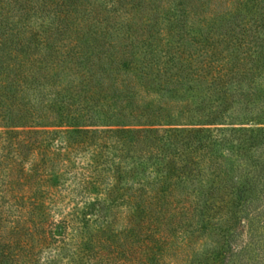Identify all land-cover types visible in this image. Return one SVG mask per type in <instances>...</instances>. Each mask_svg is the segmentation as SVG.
<instances>
[{"label":"trees","instance_id":"obj_1","mask_svg":"<svg viewBox=\"0 0 264 264\" xmlns=\"http://www.w3.org/2000/svg\"><path fill=\"white\" fill-rule=\"evenodd\" d=\"M224 1L222 10L217 0H0V77L9 82L0 99V264L62 256L67 264H225L220 250L191 255L206 225H193L201 206L177 190L219 141L186 122L214 124L242 102L233 98L241 86L234 52L224 56L220 42L264 49V0ZM237 14L233 24L227 17ZM263 49H255L262 63ZM226 131L217 129L218 145ZM229 131L264 142V128ZM84 152L94 163L74 173L80 201L57 219L66 161ZM242 188L238 204L255 192Z\"/></svg>","mask_w":264,"mask_h":264},{"label":"rangeland","instance_id":"obj_2","mask_svg":"<svg viewBox=\"0 0 264 264\" xmlns=\"http://www.w3.org/2000/svg\"><path fill=\"white\" fill-rule=\"evenodd\" d=\"M217 1L221 3V9L224 10L227 3L224 0ZM227 18L234 21L233 24L240 21L238 14L234 18L231 16ZM8 19L13 23L14 18ZM11 22L7 27L13 26ZM2 27L3 25H0V28ZM233 28L234 30L229 29L232 35L239 31V27L233 25ZM0 37L2 39L4 35L1 36L0 34ZM251 39L252 37H250ZM215 40H217L216 35ZM253 43L252 41L238 51L236 50L237 46L231 42L230 38L229 40L222 39L219 44L220 49L224 50V56L228 52H234V57L231 56V58L239 67L241 86L235 89L233 98L235 100L240 99L242 102L252 98L253 102L248 103V105L242 102L234 104L226 116L220 115L219 121L214 124L212 122L205 124L186 122L188 124L184 125L189 128L204 127L210 129V132H206L203 138L210 141L207 135L213 139L219 136L218 143L223 141L220 140L223 136L221 133H216L217 129H228L223 134L229 141L223 145L217 143L213 146V159L205 158L198 169L186 176L185 180L177 186V190L182 187L189 190L192 201L198 202L201 206L196 211L193 225L197 227L202 223L206 225V229L196 231L192 246L195 252L192 253L191 249V255L194 257H212V255H217L214 253V249L220 250V252H224L225 264H264V142L256 146L251 145L245 135L246 131H229L233 127L242 129L264 128V63L255 53L256 48L263 49V47L261 48V43ZM61 50L63 53H67L66 48ZM262 52L264 54V49ZM6 58L7 62L11 63L10 65H18V61H12L13 56ZM65 71L70 77H73L74 70L66 69ZM65 76L67 75L64 74L63 77ZM8 84L9 82L5 80V77H0V99L6 96L4 90ZM0 103L2 104L1 100ZM219 108H225L224 102L219 105ZM99 127L107 128L104 125ZM36 128L41 129L42 127ZM45 128L57 131L69 127L46 126ZM5 129L0 126V135ZM247 134L250 132L248 131ZM54 136L57 143L60 134ZM0 152H2L1 148ZM60 152L64 153L65 149ZM68 160L66 163H69L71 168L62 179L63 185L58 193V197L62 201L59 206L60 210L54 214L57 219L61 218L64 213L72 211L75 203L80 201L81 196L78 195L77 188L78 175L75 178L74 173H79L80 176L81 171H86L90 167L89 165L94 163L89 152L73 153ZM219 163L223 165L219 166ZM141 168H145L147 174L153 170L150 163L142 165ZM218 186L219 189H216ZM243 186L245 188L253 187L255 192H245L243 203L238 204V200L233 196L234 189L241 188L242 190ZM1 190L2 185L0 184V193ZM96 196L98 197L94 193L89 198L94 199ZM245 201L247 202L245 203ZM178 241L181 242V238ZM60 259V264H67L70 261V257L66 256H62ZM168 259L173 258L169 257ZM179 263L181 262L179 261Z\"/></svg>","mask_w":264,"mask_h":264}]
</instances>
